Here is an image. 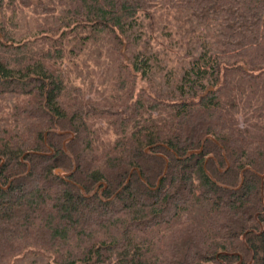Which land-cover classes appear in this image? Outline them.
I'll return each instance as SVG.
<instances>
[{
	"label": "trees",
	"instance_id": "trees-1",
	"mask_svg": "<svg viewBox=\"0 0 264 264\" xmlns=\"http://www.w3.org/2000/svg\"><path fill=\"white\" fill-rule=\"evenodd\" d=\"M263 173L264 0H0V264H264Z\"/></svg>",
	"mask_w": 264,
	"mask_h": 264
},
{
	"label": "water",
	"instance_id": "water-1",
	"mask_svg": "<svg viewBox=\"0 0 264 264\" xmlns=\"http://www.w3.org/2000/svg\"><path fill=\"white\" fill-rule=\"evenodd\" d=\"M204 139H205V137H204V138L202 139V141L200 142L199 148H198L197 150L188 151V152L186 153V155H187V154H190V153H198V152H200L201 149H202V144H203V140H204ZM62 146H63V143H62ZM144 151L147 152L148 149H145ZM165 168H166V163H165V166H164V170H165ZM259 177H260V179L264 178V173L261 174V175H259ZM127 179H128V178H127ZM127 179H126V180H127ZM8 182H9V181H8Z\"/></svg>",
	"mask_w": 264,
	"mask_h": 264
},
{
	"label": "rangeland",
	"instance_id": "rangeland-1",
	"mask_svg": "<svg viewBox=\"0 0 264 264\" xmlns=\"http://www.w3.org/2000/svg\"><path fill=\"white\" fill-rule=\"evenodd\" d=\"M122 49H123V48H121V50H122ZM9 180H10V179H9ZM9 180H8V181H9Z\"/></svg>",
	"mask_w": 264,
	"mask_h": 264
}]
</instances>
